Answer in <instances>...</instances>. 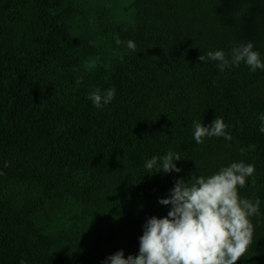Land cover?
I'll return each instance as SVG.
<instances>
[{
  "label": "trees",
  "instance_id": "16d2710c",
  "mask_svg": "<svg viewBox=\"0 0 264 264\" xmlns=\"http://www.w3.org/2000/svg\"><path fill=\"white\" fill-rule=\"evenodd\" d=\"M248 41L264 62V0H130L120 16L88 0H0V264L138 255L175 181L241 161L255 184L239 195L260 215L237 264H264V70L198 59ZM97 88H115L102 108L88 99ZM216 117L232 140L197 144L193 122ZM169 151L179 173L145 169ZM49 211L65 221L48 227Z\"/></svg>",
  "mask_w": 264,
  "mask_h": 264
},
{
  "label": "clouds",
  "instance_id": "9594fccd",
  "mask_svg": "<svg viewBox=\"0 0 264 264\" xmlns=\"http://www.w3.org/2000/svg\"><path fill=\"white\" fill-rule=\"evenodd\" d=\"M117 45L121 43L116 39ZM127 48L135 51L136 44L127 41ZM200 61L217 62L223 72L244 62L254 73L264 70L260 53L254 50L251 41L241 43L226 55L223 50L208 51L198 57ZM77 84L80 80L76 81ZM115 97V88L104 93L97 88L89 94L95 108H102ZM259 131L264 133V114L259 117ZM227 125L222 117H216L207 127L201 122H193V139L202 144L205 137H223L231 141L226 132ZM252 150L255 145L250 146ZM243 153L247 149H240ZM178 153L169 151L163 157L153 156L145 162L149 173L157 168V173L165 174L181 171L176 161ZM255 167L244 162H233L222 167L208 177L203 175L191 183L175 181L168 198L159 203L171 205L167 216L149 218L139 238V254L124 257L123 250L106 258L104 264H237L252 243L254 226L250 217L259 216V199L255 202L241 198L239 189L247 185V178L254 179ZM3 173L0 172V175Z\"/></svg>",
  "mask_w": 264,
  "mask_h": 264
},
{
  "label": "rangeland",
  "instance_id": "374dc122",
  "mask_svg": "<svg viewBox=\"0 0 264 264\" xmlns=\"http://www.w3.org/2000/svg\"><path fill=\"white\" fill-rule=\"evenodd\" d=\"M88 1H90L93 5L107 4L109 8L112 10V12L117 16L122 15L130 4V0H88ZM48 218H49L47 222L48 227H50L53 223H58L61 220L65 221V215H63L62 211H56V213L53 215L52 218H51V213L49 211Z\"/></svg>",
  "mask_w": 264,
  "mask_h": 264
}]
</instances>
